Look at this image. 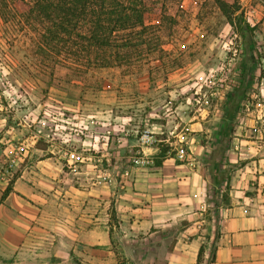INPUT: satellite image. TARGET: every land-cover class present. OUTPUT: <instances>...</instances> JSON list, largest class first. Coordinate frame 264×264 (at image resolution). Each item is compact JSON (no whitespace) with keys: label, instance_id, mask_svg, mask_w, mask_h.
Wrapping results in <instances>:
<instances>
[{"label":"crops","instance_id":"1","mask_svg":"<svg viewBox=\"0 0 264 264\" xmlns=\"http://www.w3.org/2000/svg\"><path fill=\"white\" fill-rule=\"evenodd\" d=\"M240 61L238 86L201 114L184 89L126 115L65 105L53 88L0 90V173L26 151L0 184V264H197L200 248L201 264H264V79ZM175 124L189 133L184 160L159 157ZM147 127L154 164L133 167Z\"/></svg>","mask_w":264,"mask_h":264},{"label":"rangeland","instance_id":"2","mask_svg":"<svg viewBox=\"0 0 264 264\" xmlns=\"http://www.w3.org/2000/svg\"><path fill=\"white\" fill-rule=\"evenodd\" d=\"M181 5L184 8L178 13L170 58L150 66L103 69L87 75H76L58 65L52 51L42 57L38 33L17 25V19L4 22L0 14V90L37 89L45 94L53 88L60 92V102L68 106L107 105L126 115L138 105L146 114L154 91L167 102L171 90L184 89L186 95H192L205 89L203 83L210 75L220 71L231 75L238 70L240 63L231 67L230 58L244 61L246 79L252 72L262 76L258 70L259 57L264 56V0H239L241 20L252 27L250 32H241L239 18L233 17L230 25L212 0H185ZM169 75L188 82L167 86Z\"/></svg>","mask_w":264,"mask_h":264},{"label":"trees","instance_id":"3","mask_svg":"<svg viewBox=\"0 0 264 264\" xmlns=\"http://www.w3.org/2000/svg\"><path fill=\"white\" fill-rule=\"evenodd\" d=\"M184 1L0 0V14L4 22L17 19V25L38 33L42 57L52 51L58 65L87 75L103 69L150 66L170 58ZM212 1L230 25L233 17L239 18L241 32L253 30L241 20L239 0ZM166 150L161 148L159 157ZM202 261L200 248L197 264Z\"/></svg>","mask_w":264,"mask_h":264},{"label":"built area","instance_id":"4","mask_svg":"<svg viewBox=\"0 0 264 264\" xmlns=\"http://www.w3.org/2000/svg\"><path fill=\"white\" fill-rule=\"evenodd\" d=\"M256 49L257 55V52H259V47L257 46ZM259 67V71L261 72L264 79V56L259 57ZM228 74L229 73H226L225 71H220L217 74L210 75L209 79L205 80V82L203 83L205 89H197L193 92L192 95H190V98L187 100V105L193 110L194 113H206L212 107L213 101L217 98V95L220 92H230L238 86L239 71L234 70L232 71L231 75ZM251 98L252 96L250 95L246 97V100L242 104L239 111L240 116L245 115L246 112L249 111L251 107ZM136 141L140 151L129 158V163L133 167L152 166L154 164L153 159L147 157L142 149L152 147V145L157 142L155 133H153L151 128L149 127L139 130L136 133ZM165 142L167 145L168 153H170L173 149L176 155L181 160H184L188 156L187 148L189 143V133L185 127H182L179 124H175L173 128L168 132ZM25 152L26 151L24 146H20L15 151V153L6 161L7 169L4 173H0V184H10V182L12 181L11 169L21 158V155H23Z\"/></svg>","mask_w":264,"mask_h":264}]
</instances>
